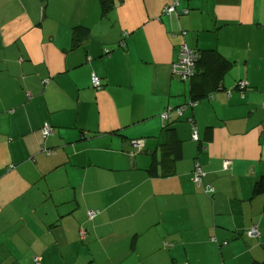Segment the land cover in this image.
Masks as SVG:
<instances>
[{
  "label": "crops",
  "instance_id": "crops-1",
  "mask_svg": "<svg viewBox=\"0 0 264 264\" xmlns=\"http://www.w3.org/2000/svg\"><path fill=\"white\" fill-rule=\"evenodd\" d=\"M172 1L0 0V264H264V0Z\"/></svg>",
  "mask_w": 264,
  "mask_h": 264
},
{
  "label": "built area",
  "instance_id": "built-area-1",
  "mask_svg": "<svg viewBox=\"0 0 264 264\" xmlns=\"http://www.w3.org/2000/svg\"><path fill=\"white\" fill-rule=\"evenodd\" d=\"M178 4H179V0H173L172 3L165 6L162 9V11L165 13L174 11V10H176ZM187 11H188L187 9H182L183 13H187ZM199 58H200V54L198 51L189 48L185 44L181 45L179 50H178L177 58L175 59V61L173 63V73L178 75L182 80L191 79V77L195 74V68H196V64H197ZM91 84L94 88H99L101 86V79L94 73L91 74ZM245 86H246L245 80L240 79L237 82V87L244 88ZM196 103H197V100H191L189 102V106H193ZM262 104L264 105V101L262 102ZM185 108H186V105H181V106H178L174 109L171 107H168L163 112H161L160 116L162 119H167L170 116V113L172 111L177 116H181L182 113L184 112ZM41 132H42L43 137H45V136H47L53 132V128L48 122H43V124L41 126ZM190 139L192 141H197V142L199 141L198 130H197V126L194 123V121H191ZM132 145L136 148H140L141 147V141L140 140H133ZM46 151H47V153H49L48 150H46ZM228 162H229L228 160H224L223 164L226 166L228 164ZM202 174H203V171L201 169L200 164L197 161H195L193 164V169L191 171V179L196 185L201 184ZM97 212L98 211L95 209L88 210L87 211L88 219L92 220L95 217V215L97 214ZM248 233L254 237L259 235L258 230L255 226H253ZM85 235H86V231L82 230L81 231V237H84ZM32 264H41L40 258H38V257L34 258Z\"/></svg>",
  "mask_w": 264,
  "mask_h": 264
},
{
  "label": "trees",
  "instance_id": "trees-1",
  "mask_svg": "<svg viewBox=\"0 0 264 264\" xmlns=\"http://www.w3.org/2000/svg\"><path fill=\"white\" fill-rule=\"evenodd\" d=\"M99 1V4H100V9H101V14L102 15H105L107 12H109L113 6H114V0H98ZM76 42H78L79 40H75ZM74 43V42H73ZM75 44V43H74ZM218 56V55H217ZM199 61V60H198ZM226 62V59L223 58L221 55L220 57H218L217 59V74L214 73L212 74L211 78H212V82H213V86H214V89L218 87V89L220 88L219 85H220V82H221V74L222 72L224 73L226 69H228V67H224V64ZM228 65H229V62L227 61ZM227 65V66H228ZM195 75V74H194ZM194 75L191 77L190 81L192 80L195 81L193 78H194ZM201 77H202V74H200ZM100 78V77H99ZM101 79V78H100ZM90 82H91V76H90ZM92 85V84H91ZM204 94V93H203ZM203 94L197 96V97H200L202 96ZM195 98V97H193ZM195 100V99H194ZM47 122V121H45ZM49 123V122H48ZM43 124V123H42ZM50 124V123H49ZM42 126V125H41ZM53 128V127H52ZM40 132H41V127H40ZM53 133V132H52ZM51 133V134H52ZM42 134V132H41ZM50 135V134H49ZM43 136V135H42ZM48 136V135H47ZM46 137V136H45ZM43 137V138H45ZM177 140V139H176ZM178 142H180L179 140H177ZM46 150H49L48 148ZM47 152V151H46ZM49 154V153H48ZM166 155V154H164ZM180 156V147L179 145H177L176 147V152H175V157L176 158ZM169 161H171V159H169L168 157H164L163 156V159H161L160 161V164L162 166V171H163V174L166 175V174H169L170 173V164ZM155 161L153 160V163H151V166L149 168V171H153L154 170V167H155ZM193 169V168H192ZM192 171V170H191ZM264 192V178L263 177H260L258 178L257 180H255V183L253 185V190H252V194L253 196L255 195H258V194H261Z\"/></svg>",
  "mask_w": 264,
  "mask_h": 264
},
{
  "label": "rangeland",
  "instance_id": "rangeland-1",
  "mask_svg": "<svg viewBox=\"0 0 264 264\" xmlns=\"http://www.w3.org/2000/svg\"><path fill=\"white\" fill-rule=\"evenodd\" d=\"M190 132H191V130H190ZM95 210H97V209H95ZM224 243H226V242H224Z\"/></svg>",
  "mask_w": 264,
  "mask_h": 264
}]
</instances>
